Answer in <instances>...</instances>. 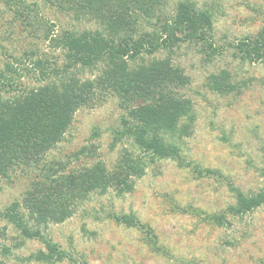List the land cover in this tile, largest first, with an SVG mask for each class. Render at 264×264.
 Masks as SVG:
<instances>
[{
  "label": "rangeland",
  "instance_id": "374dc122",
  "mask_svg": "<svg viewBox=\"0 0 264 264\" xmlns=\"http://www.w3.org/2000/svg\"><path fill=\"white\" fill-rule=\"evenodd\" d=\"M176 1L167 3L169 15ZM190 1L213 15V55L187 41L136 61L166 58L189 78L182 92L191 102L194 121L179 124L176 132L184 136L175 135L178 155L152 160L145 155L144 174L132 179L131 192L90 193L73 216L49 223L44 235L63 252L60 261H25L45 251L43 244L23 239L0 217V264H264V205L244 215L230 209L239 193L264 191V61H243L235 48L264 28V0ZM1 2L0 69L12 64L26 75L21 80L25 85L36 83L33 59H44L51 68L64 64V51L45 41L44 33L98 26L41 0H25L36 5L37 17L18 2ZM222 70L238 90L223 95L207 87L209 76ZM97 73L86 70L76 76L92 79ZM90 104L74 112L47 161L73 169L99 160L111 172L123 152L141 154L130 141L111 145L122 116L114 93L98 89ZM35 172L16 169L0 180V213L21 200ZM129 213L144 228H128L111 219Z\"/></svg>",
  "mask_w": 264,
  "mask_h": 264
},
{
  "label": "trees",
  "instance_id": "16d2710c",
  "mask_svg": "<svg viewBox=\"0 0 264 264\" xmlns=\"http://www.w3.org/2000/svg\"><path fill=\"white\" fill-rule=\"evenodd\" d=\"M0 1L5 5L15 1L28 11L37 10L25 0ZM41 1L76 20L98 24L94 30L44 33L45 41L64 51V64L51 68L44 59H33L32 70L38 73L32 85L21 81L26 75L12 64L0 69V180L16 169L37 170L21 200L7 206L0 217L23 239H38L43 244L45 251L32 253L25 261L53 263L63 258V252L44 235L46 226L73 216L90 193L102 195L111 190L120 196L131 192L132 179L144 174L145 155L150 160L175 158L179 124L194 121L191 102L182 92L189 83L184 71L166 58L143 64L136 63L137 59L170 51L187 41L199 45L208 56L216 48L211 11L190 0H177L170 15L166 12L169 0ZM235 48L243 61H264V28ZM86 70L98 73L92 79L77 78L76 73ZM207 87L223 95L238 90L225 70L210 75ZM98 89L114 93L122 110L111 145L130 141L141 154L123 152L111 172L99 160L73 169L60 161H47L74 112L91 105ZM263 205L264 191L260 190L239 193L230 209L244 215ZM111 219L128 228H144L132 213L113 214Z\"/></svg>",
  "mask_w": 264,
  "mask_h": 264
}]
</instances>
